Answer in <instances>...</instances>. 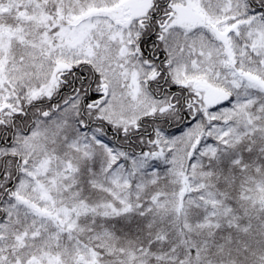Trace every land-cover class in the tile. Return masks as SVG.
<instances>
[{"label": "snow or ice", "instance_id": "1", "mask_svg": "<svg viewBox=\"0 0 264 264\" xmlns=\"http://www.w3.org/2000/svg\"><path fill=\"white\" fill-rule=\"evenodd\" d=\"M0 264H264V0H0Z\"/></svg>", "mask_w": 264, "mask_h": 264}]
</instances>
